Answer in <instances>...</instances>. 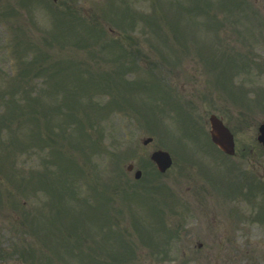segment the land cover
Instances as JSON below:
<instances>
[{
	"label": "rangeland",
	"instance_id": "rangeland-1",
	"mask_svg": "<svg viewBox=\"0 0 264 264\" xmlns=\"http://www.w3.org/2000/svg\"><path fill=\"white\" fill-rule=\"evenodd\" d=\"M208 1L0 0V201L6 205L0 208V252L49 250L52 263L127 264L114 257L113 247L131 240L139 251L133 264H232L226 251L219 247L211 252L208 243V235L218 237L226 227L209 221L212 212L223 210L222 199L211 201L205 195L203 222L190 214L196 210L190 204V189L203 187L200 172L209 168L211 158L201 155L189 137L184 127L189 126V111L182 107L203 87L205 66L221 52L223 42L216 21L195 15L197 6L208 14L212 11L209 18L226 15L221 20L229 22L228 32L231 25L241 24L238 0ZM56 13L63 22L56 20ZM127 48L137 57L128 56ZM223 79L221 75V85ZM34 90L42 112H29L25 97ZM147 136L152 141L145 146L142 139ZM160 148L170 151L173 160L162 175L145 162ZM109 160L134 163L144 173L142 180L125 170L126 179H115L106 167L113 164ZM215 172L210 169L208 178L216 177ZM151 185L160 189L145 196L141 187ZM18 201L27 210L43 211L42 228L33 238L26 236L25 243L18 233L31 234V226L5 215L17 216ZM154 204L166 212L158 231L150 221L139 224L132 219L133 214L151 218L146 207ZM69 206H78L81 213L97 210L98 219L89 224L81 223L85 221L80 215L59 219L72 212L64 210ZM106 209L112 211L111 221L99 222ZM178 227L181 238L175 243L169 234ZM162 235L173 242L157 239ZM103 239L106 248L99 245ZM140 239L155 244L150 249L136 242ZM15 260L6 262L16 264Z\"/></svg>",
	"mask_w": 264,
	"mask_h": 264
},
{
	"label": "flooded vegetation",
	"instance_id": "flooded-vegetation-1",
	"mask_svg": "<svg viewBox=\"0 0 264 264\" xmlns=\"http://www.w3.org/2000/svg\"><path fill=\"white\" fill-rule=\"evenodd\" d=\"M250 151H253V150H250ZM243 157H244V155H243ZM248 157H249V155H247V158ZM250 157L253 159L254 162L255 161H259V158H260V156L258 154L252 155ZM254 167L255 168H260L261 165H260V163H258L256 165H254ZM254 192H255L254 194H255V200L257 201V204L259 206H263L264 207V185L263 186H256L254 188ZM245 237L246 236H244V235L236 236L237 239H242V240H244ZM256 237L257 238H261V237L264 238V236H260V235H258ZM209 243H210V246H211V252H214L215 249L219 248V244L214 245L213 242H211V241H209Z\"/></svg>",
	"mask_w": 264,
	"mask_h": 264
},
{
	"label": "water",
	"instance_id": "water-1",
	"mask_svg": "<svg viewBox=\"0 0 264 264\" xmlns=\"http://www.w3.org/2000/svg\"><path fill=\"white\" fill-rule=\"evenodd\" d=\"M213 128H214V131H215V134H214V132H213V140L216 142V143H218L221 147H223L222 146V138H221V134L222 133H219L220 131L217 129V128H219L218 126H214V124H213ZM161 156H164V155H161ZM155 157H157V155H155ZM165 160H166V155H165V157H163ZM163 159V160H164ZM159 166L160 167H162L163 165L161 164V162H159Z\"/></svg>",
	"mask_w": 264,
	"mask_h": 264
}]
</instances>
